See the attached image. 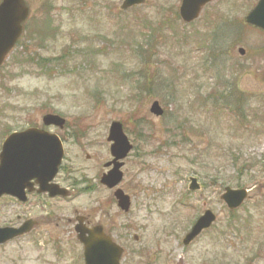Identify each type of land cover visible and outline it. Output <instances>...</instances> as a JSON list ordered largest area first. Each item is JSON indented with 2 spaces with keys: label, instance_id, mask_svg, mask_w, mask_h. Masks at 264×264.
<instances>
[{
  "label": "rangeland",
  "instance_id": "1",
  "mask_svg": "<svg viewBox=\"0 0 264 264\" xmlns=\"http://www.w3.org/2000/svg\"><path fill=\"white\" fill-rule=\"evenodd\" d=\"M122 1L27 0L25 30L0 69V132L44 127L45 114H60L66 128H44L67 136L74 175L98 182L112 159L109 127L121 121L133 149L119 187L131 210L121 211L114 190L100 186L57 209L0 199V225L31 209L37 217L93 211L124 247V264H264V242H254L264 232V33L244 23L258 0L211 5L190 24L175 15L181 0L128 10ZM152 26L161 29L148 44ZM31 58L50 64L25 62ZM155 100L162 116L150 111ZM229 104L244 115L234 118ZM191 177L200 190L189 189ZM226 186L249 190L234 211L221 199ZM207 208L217 216L213 228L184 246ZM249 218L252 241L243 228ZM62 238L68 243L58 250L34 236L0 245V264H82L74 233Z\"/></svg>",
  "mask_w": 264,
  "mask_h": 264
},
{
  "label": "water",
  "instance_id": "2",
  "mask_svg": "<svg viewBox=\"0 0 264 264\" xmlns=\"http://www.w3.org/2000/svg\"><path fill=\"white\" fill-rule=\"evenodd\" d=\"M144 0H125L122 8L126 9L135 4L142 3ZM209 0H184L180 8L182 18L191 22L199 16L201 7ZM29 7L25 0H2L0 3V65L3 63L8 52L14 47L20 37L23 24L29 15ZM245 20L257 28L264 30V0H260L256 7L245 17ZM242 54L245 53L240 48ZM151 111L156 115H162L163 109L158 101H155ZM45 124H56L63 127L65 120L58 115H46ZM37 128H31L26 133L17 134L9 137L3 144L0 154V196L4 193H11L21 197L24 188V176L31 173L32 176H42L45 182L52 179L63 157V147L58 138L47 134H36ZM38 139L35 148H32L30 140ZM109 140H114L111 151L115 156V166L102 177V183L108 187L116 186L123 177L120 170L123 163L118 159L127 156L132 148L127 136L123 132L122 123L115 121L110 129ZM34 156L33 159L30 156ZM41 157V160L37 159ZM108 163L107 165H110ZM192 189H197L196 179H192ZM119 199V205L125 209L130 208V198L122 189L115 192ZM247 197V191L244 189L226 188L222 198L227 202L231 209L241 205ZM215 216L211 211H207L198 219L192 231L186 238V243L194 238L203 228L211 225ZM26 225L21 228H0V243L6 242L28 230ZM80 231L79 238L85 243L86 264H120L122 249L118 247L110 237L103 234L102 230H92L86 237L84 231Z\"/></svg>",
  "mask_w": 264,
  "mask_h": 264
},
{
  "label": "flooded vegetation",
  "instance_id": "3",
  "mask_svg": "<svg viewBox=\"0 0 264 264\" xmlns=\"http://www.w3.org/2000/svg\"><path fill=\"white\" fill-rule=\"evenodd\" d=\"M235 2L236 0H213L212 2L204 6L203 10L206 8H210L211 5L212 6L214 5L211 8H214L218 5H228L229 7H233L235 6ZM15 131H20V130L8 131L4 133L3 138L8 137L11 133ZM49 132L54 133V131H49ZM58 135L60 136V138L64 143V146L66 147L67 136L61 134ZM72 136L74 135L72 134ZM0 144H2V141ZM87 157L90 159L89 154L87 155ZM69 160H71V158L66 153L64 160L60 165L59 171L57 172L54 180L48 183L49 185L58 184L61 187L67 189L68 190L67 195L51 196L50 192L48 191L40 192L39 191L40 185L38 183V180L36 178H32L29 181V185L25 189L28 199L21 206L31 203V205L33 206L32 209L35 207L41 209L39 205H44L46 208H51L52 206L58 207L60 206L61 203H68L71 201L74 202L83 193L95 192L97 188L101 186L99 182L86 178L83 175L82 176L74 175V168L68 165ZM103 173L104 171L99 172L97 177L101 176ZM2 198L10 199L15 203L19 202V200L16 197L10 195H5ZM32 209L28 211H23L22 213H16L14 215V219L12 220L10 218L11 220H9V222L6 224L10 227H19L28 220H34L35 228H33L32 231L21 237L23 238V237L34 236L35 238L34 240L40 241L42 239L44 243L53 246L56 250L58 247L64 245V241L62 238L64 234H68L70 236L71 233H74L76 239L77 237L76 225L78 222H79L78 224H81L82 226L88 228H92L96 225H102L105 233L106 234L108 233L105 224H103V222H101L100 220H97V217L93 214V211H89L85 214V213H79L78 212L79 210H74V217H72L70 215L61 216L58 214L57 211H54V209H48L44 211L45 213H43V211L41 210L40 214L42 215H39L37 217L33 215L34 211ZM38 229L42 231L38 232L39 231ZM203 233L204 232H202L200 235H204ZM72 242L80 246L81 248L83 247L79 240L75 241L73 238Z\"/></svg>",
  "mask_w": 264,
  "mask_h": 264
},
{
  "label": "trees",
  "instance_id": "4",
  "mask_svg": "<svg viewBox=\"0 0 264 264\" xmlns=\"http://www.w3.org/2000/svg\"><path fill=\"white\" fill-rule=\"evenodd\" d=\"M33 61L35 62V63H39L38 65H40V66H45V65H47V61H45V60H37V58H33ZM213 93V92H212ZM230 94H232L233 95V92L231 91V92H229ZM230 94H228V98H230L231 97V95ZM222 95V94H221ZM210 97L213 99V101H214V104L216 105V103L221 99V98H219V94H215V95H213V94H211L210 95ZM225 104V102H223V103H221V104H219L220 106H221V108H222V106ZM229 107H231V105H229ZM239 108H240V105L238 106H236V107H231V111L233 112V117L234 118H239L240 117V115H244V113H243V110H241V112H240V110H239ZM242 113V114H241ZM238 120V119H237Z\"/></svg>",
  "mask_w": 264,
  "mask_h": 264
}]
</instances>
